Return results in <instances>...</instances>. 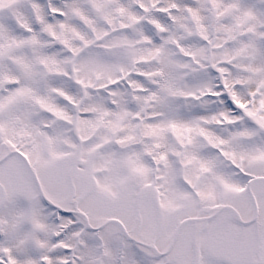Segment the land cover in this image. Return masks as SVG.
I'll list each match as a JSON object with an SVG mask.
<instances>
[{"label":"snow or ice","instance_id":"obj_1","mask_svg":"<svg viewBox=\"0 0 264 264\" xmlns=\"http://www.w3.org/2000/svg\"><path fill=\"white\" fill-rule=\"evenodd\" d=\"M0 264H264V0H0Z\"/></svg>","mask_w":264,"mask_h":264}]
</instances>
